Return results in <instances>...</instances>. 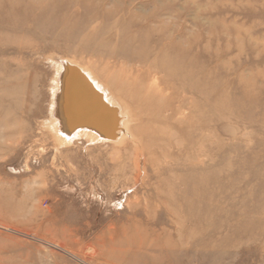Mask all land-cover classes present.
<instances>
[{"label":"rangeland","instance_id":"rangeland-1","mask_svg":"<svg viewBox=\"0 0 264 264\" xmlns=\"http://www.w3.org/2000/svg\"><path fill=\"white\" fill-rule=\"evenodd\" d=\"M164 53L189 128L56 141L59 63L130 109ZM0 264H264V0H0Z\"/></svg>","mask_w":264,"mask_h":264},{"label":"bare ground","instance_id":"bare-ground-1","mask_svg":"<svg viewBox=\"0 0 264 264\" xmlns=\"http://www.w3.org/2000/svg\"><path fill=\"white\" fill-rule=\"evenodd\" d=\"M161 39L159 40V42H156V43L157 44L161 43ZM168 57H170L169 53H164L160 57H157V58L153 59L152 62H150L148 65L145 66L146 69H144V70L142 69L143 71H141L138 76L132 77V80H133L132 83L134 85V87H133L134 91L132 90L133 91V93H132L133 95L132 96H134V99H135V100L134 99H132V100L137 101L138 104L136 103V106L133 105V107L130 108V109H126L124 107L123 102L121 101V99L117 100L112 95H110V93H108L107 91H104V89H102L100 87V85L97 83V81H95L92 78V76L88 73V71H86L82 67H80L78 65H75L73 63H70V62H61V63H59L58 64V69H57V76H56V80H55V89H54V94L58 93V95L56 97V100L55 101L53 100V102L51 104V108H50V113H51L50 130L53 133L56 141L60 145H68V144H71L72 142H74L76 140L78 141L80 139H84V140H87V141L92 142V143H112V144L120 145V144H122L125 141L132 140L131 138H136V137H134L133 134L131 133V127H130L131 121L130 120H131L132 117L134 119L135 115H134L133 112L136 109H137V111H135L136 113H138L139 109H142L140 107L141 105H142V107L143 106L144 107H146V106L148 107L145 110L146 111V116L148 118H150V119H153L156 123L165 125L168 128H170V129L171 128H173V129H175V128H189V124H190L189 117L190 116H189V114L185 113V111H188L189 103L188 104H184L182 102V100L176 99L174 97V95H175L174 86L175 85H173V84L178 83V78L176 76L177 74L175 72H173V71L171 72L172 69H170V67L167 66V64H166L167 62H169ZM137 58H139V57L137 56ZM131 60H133V59H129V61H131ZM68 66L76 67L83 74H85V76L88 78L89 82L92 84L93 88L98 93H100L102 95V99H103L104 103L115 110V116H114L115 125H114V133H113V136L115 135V138L108 139L105 136H103L102 134H100V132L98 130H96V128H93V127L87 126V125L79 126V127L74 128V129L71 128V123H70L71 122V118L68 115L66 116V114L64 115V109L68 107V105L66 103V96H65L66 93H67L66 90L68 88L67 87L68 86L67 85L68 82L65 81V79H66V77L68 75ZM121 73H122V71H121ZM164 73L167 74V77H169V79H171V81H172L171 85H169V86H168V84H166L167 81H165L164 77L162 76V74H164ZM58 77L60 79V81L58 80L59 83L57 82ZM123 78H125V77H123ZM118 79L116 78V82H117ZM171 81H169V82H171ZM116 82H114V83H116ZM118 82H120V81H118ZM121 82H123V81H121ZM118 85L120 86L121 84L118 83ZM129 86H130V84H129ZM115 87H116V85H115ZM116 89H115V91H116ZM126 91H127V89H126ZM124 92H125V90H124ZM127 93H129V92L127 91ZM182 93H183V95L186 93L185 89L182 90ZM134 101H132V102L134 103ZM126 105H127V103H126ZM69 107L70 108H74V110H77V112L81 113V115H78L79 121L81 123L89 124L88 123L89 121H93L89 117L83 116V112L85 110H87V108H90V107L83 100L78 99L77 96H74V99H72V102L70 103ZM127 108H129V107H127ZM133 119H132V121H133ZM97 121L100 123L101 126H103L102 119L98 118ZM132 123H134V122H132ZM157 130H158V128H157ZM158 132H159V130H158ZM174 132H176V131H174ZM144 134H146V133H144ZM167 135H169V134H167ZM170 136H172V135L170 134ZM182 138H184V137L182 136ZM168 139H169V137H168ZM173 140L175 141L176 138L173 139ZM141 141L137 140V144H138V142H141ZM180 141H182V140H180ZM132 142H133V140H132ZM169 142H171V141H169ZM137 144H135V145L136 146L141 145V143L138 144V145ZM143 144H144V141H143ZM150 144L152 146V144H154V143H150ZM159 144H162V142H160ZM139 148H141V147H139ZM136 149H137V147H136ZM184 150H186V149H184ZM132 151H135V150L133 149ZM124 154H126V153H124ZM166 154H167V152H166ZM153 155H154V153H153ZM135 157H137V155ZM157 157H155V158H157ZM171 159H173V158H171ZM171 161H173V160H171Z\"/></svg>","mask_w":264,"mask_h":264},{"label":"water","instance_id":"water-1","mask_svg":"<svg viewBox=\"0 0 264 264\" xmlns=\"http://www.w3.org/2000/svg\"><path fill=\"white\" fill-rule=\"evenodd\" d=\"M65 81L68 82L65 95L68 107L64 109V115L66 114V116L68 115L71 118V128L87 125L96 128L100 134L108 139L115 138V135L113 136L115 110L104 103L102 95L93 88L85 74L76 67L68 66V75ZM74 96L83 100L90 107L83 112V116L89 117L94 122L89 121V124H84L79 121L78 115H81V113L69 107ZM97 117L102 119L103 126L97 121Z\"/></svg>","mask_w":264,"mask_h":264}]
</instances>
